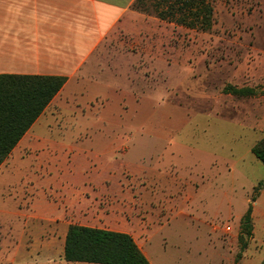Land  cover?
I'll use <instances>...</instances> for the list:
<instances>
[{"label": "crops", "instance_id": "1", "mask_svg": "<svg viewBox=\"0 0 264 264\" xmlns=\"http://www.w3.org/2000/svg\"><path fill=\"white\" fill-rule=\"evenodd\" d=\"M135 1L0 0V75L66 80L0 167V261L90 264L65 260L70 226L131 217L153 161L178 157L175 141L158 154V138L132 134L158 93L134 82L130 56L116 50L120 35L141 37L148 25Z\"/></svg>", "mask_w": 264, "mask_h": 264}, {"label": "rangeland", "instance_id": "2", "mask_svg": "<svg viewBox=\"0 0 264 264\" xmlns=\"http://www.w3.org/2000/svg\"><path fill=\"white\" fill-rule=\"evenodd\" d=\"M213 5L209 31L145 14L142 36L123 33L116 45L133 62L134 82L158 91L156 111L148 109L142 125L134 122L132 134L158 138V154L173 140L178 157L167 152L153 161L148 186H134L131 217L95 225L130 234L152 264L263 263L264 165L252 149L264 139V0ZM228 86L257 94L235 96ZM115 201L124 214V192ZM251 204L248 236L242 219Z\"/></svg>", "mask_w": 264, "mask_h": 264}, {"label": "trees", "instance_id": "3", "mask_svg": "<svg viewBox=\"0 0 264 264\" xmlns=\"http://www.w3.org/2000/svg\"><path fill=\"white\" fill-rule=\"evenodd\" d=\"M132 7L191 30L209 31L215 22L213 0H136ZM65 81L61 77L0 75V167ZM225 92L240 97L257 94L253 88L234 86L226 87ZM252 153L264 165V139ZM252 212L251 204L242 219L248 236L252 235ZM64 257L71 263L151 264L131 235L81 225L70 226Z\"/></svg>", "mask_w": 264, "mask_h": 264}, {"label": "built area", "instance_id": "4", "mask_svg": "<svg viewBox=\"0 0 264 264\" xmlns=\"http://www.w3.org/2000/svg\"><path fill=\"white\" fill-rule=\"evenodd\" d=\"M223 231L226 233V234H229L232 232V227L230 225H226L223 227Z\"/></svg>", "mask_w": 264, "mask_h": 264}]
</instances>
